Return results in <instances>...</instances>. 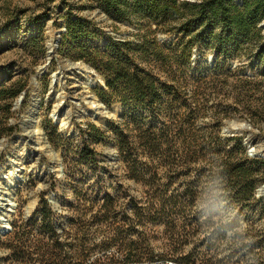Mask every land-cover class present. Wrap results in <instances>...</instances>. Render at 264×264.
I'll return each mask as SVG.
<instances>
[{
  "label": "rangeland",
  "instance_id": "rangeland-1",
  "mask_svg": "<svg viewBox=\"0 0 264 264\" xmlns=\"http://www.w3.org/2000/svg\"><path fill=\"white\" fill-rule=\"evenodd\" d=\"M79 16L87 21L88 38L74 39L62 49L59 41L55 55H49L48 27L61 36L65 24ZM138 25L109 15L98 0H0V88L26 82L18 105L19 95L12 100L0 94V177L22 152L15 142L16 135L25 138V125L21 127L19 121L37 96L38 124L59 160L58 170L52 169L42 153H32L20 164L10 228L0 233V264H23L31 252L32 257L37 255L36 247L48 243L49 235L40 228L36 213L25 226L18 252L9 247L15 244V238L9 236L12 224L33 217L41 197L47 198L56 212L64 264H185L179 257L186 254H192L189 264H264V193L257 191L264 188V164L259 167L250 204L242 206L220 194L223 184L217 176L218 161H214L221 146L218 136L226 148L236 141L229 138L240 137L250 157L264 160L248 153L256 142L264 143V63L253 57L250 49L217 56L210 45H190L187 37L180 38L176 31L152 23L144 36L147 27ZM258 26L264 37V18ZM111 38H146L150 53L157 52L158 57L151 55L158 58L156 63L153 60L150 65L161 79L177 88L179 97L169 104V113L157 117L156 124L175 122L174 129L180 127L174 150L190 152V159L172 163L160 156L150 158L137 140L140 148L133 165L119 158L111 134L86 140L88 124L105 127L108 121L120 119L124 110L103 74L85 58L77 57V49L85 44L104 51ZM154 38L159 44L152 47ZM63 59L92 67L101 79L95 77L88 91L84 90L83 84L74 80L78 73L65 67ZM46 65L48 71L43 69ZM53 72L61 75L55 86L62 88L61 107L71 111L69 133L50 116L57 102L50 92ZM36 84L38 91L33 90ZM98 91L104 94L100 96ZM89 92L106 108L118 107V112L106 115L104 123L96 122L88 112L81 113L79 102L84 103ZM23 117L29 119L27 114ZM237 120L250 127L237 134L224 132L228 123ZM9 125L12 132L7 130ZM84 144L96 152L95 164L81 159L79 151ZM179 153L173 154L176 159Z\"/></svg>",
  "mask_w": 264,
  "mask_h": 264
},
{
  "label": "trees",
  "instance_id": "trees-1",
  "mask_svg": "<svg viewBox=\"0 0 264 264\" xmlns=\"http://www.w3.org/2000/svg\"><path fill=\"white\" fill-rule=\"evenodd\" d=\"M104 11L109 15L130 22L139 23L138 27L145 28V34L151 30V24L156 28L171 30L179 33L186 42H199L210 45L216 55L224 56L239 50L250 49L251 55L264 63V37L259 22L264 18V0H200L189 3L185 0H98ZM86 19L81 16L69 20L61 34L60 48L66 47L74 39H87L90 29ZM148 29V30H147ZM152 47L158 45L153 39ZM147 39H110L104 51L87 45L77 49V57L85 58L105 79V84L121 104L124 112L120 119L108 121L105 127L88 124L84 134L86 140L103 138L112 135L119 158L133 165L137 161L138 148L136 142L147 150L148 157L160 156L162 160L174 163L185 162L192 157L191 153L182 149L179 153L174 150L180 127L175 130L174 123L160 122L157 117L164 116L171 109L168 107L173 99L177 100V88L161 79L150 64L156 63L152 56L158 57L155 52L150 53ZM253 48H250V46ZM152 55V56H151ZM26 82L15 87H2L0 94L14 100L20 92L25 90ZM99 95L104 94L98 91ZM12 103L10 102L11 107ZM169 115V114H168ZM130 123L134 127H130ZM176 126V125H175ZM9 125L7 130L13 131ZM235 143L226 148L224 140L218 149V177L223 184L220 194L236 200L242 206H248L253 198V191L259 180V167L264 160L259 157H250L240 137H231ZM207 152V150H206ZM174 153L181 154L178 159ZM81 159L95 164L98 162L96 152L88 144H84L79 151ZM134 177V174H131ZM175 198V197H174ZM108 199H110L108 197ZM107 199V200H108ZM176 199V198H175ZM176 203V201H174ZM106 207V202L103 206ZM110 209V206H109ZM38 214L40 228L48 233V243L37 248V255L23 264H64L65 257L61 255L62 246L59 244L55 210L45 197H41L33 217L20 224H12L9 236L15 238V244H10L12 252H18L24 242L26 227L35 214ZM24 224V225H22ZM24 226V227H23ZM43 246V247H42ZM192 254L180 256L181 263L189 264Z\"/></svg>",
  "mask_w": 264,
  "mask_h": 264
},
{
  "label": "bare ground",
  "instance_id": "bare-ground-1",
  "mask_svg": "<svg viewBox=\"0 0 264 264\" xmlns=\"http://www.w3.org/2000/svg\"><path fill=\"white\" fill-rule=\"evenodd\" d=\"M48 38H47V53L49 55H55L56 52V46H57V34L53 33L50 27H48L47 30ZM48 55V56H49ZM65 67L74 69L78 74L74 75V80L78 83L83 84L84 90L88 91V88L91 87L94 83V78L97 77L98 79H101L95 70L86 65H75L73 63H69L67 61L64 62ZM41 69V68H40ZM45 71H48V66H44L43 68ZM58 72V71H56ZM63 73V72H62ZM39 75V72H37V76ZM53 75L55 76V73L53 72ZM60 73L55 76V81L50 86V92L52 91V97L57 98V102L54 105V109L50 113L51 118L53 119V122L58 124V126L61 128V130L64 133H69L70 131V123H69V117L71 114V111L63 110L61 107L62 102V95H61V89H57L55 86L61 82ZM34 83V82H33ZM34 91H38L37 84L33 86ZM37 101V100H36ZM80 107H83L81 110V113L88 112L91 117L96 122H105L104 117L106 115H114L118 112V107L114 106L111 109L106 108L100 100L91 92L87 94V97L84 100V103H80ZM35 103H32V106L34 107ZM33 110V108H32ZM29 115V119L23 118L22 124L25 125L23 129L25 130V138L21 135H16L15 142L18 146V148L22 149V152L17 155L15 160L11 162L9 165H7V172L2 174L0 177L2 180L0 181V231L9 224V214L13 211L14 207V201H13V190L14 186L16 185V182L21 178L19 171L21 170L22 166L20 165L24 160H28V158L31 156L32 153H35L36 155L44 154L48 160L51 163L53 170L59 169V160L57 158V153L51 148V146L47 143L46 138L43 135L42 129L40 128L38 124V118H35L33 115V112L27 113V116ZM236 126V128L230 126V125ZM242 120H237L234 122L228 123L225 127L228 130L234 131L236 134L241 133L244 131V129H248L250 127V124ZM27 126V128H26ZM250 136V133L248 132V137ZM247 137L248 140H250ZM30 138V140H28ZM26 144H31L32 148L27 147ZM251 146V145H250ZM254 153L260 154V157L264 158V143H255L253 146H251ZM259 192L264 193V188H261Z\"/></svg>",
  "mask_w": 264,
  "mask_h": 264
},
{
  "label": "water",
  "instance_id": "water-1",
  "mask_svg": "<svg viewBox=\"0 0 264 264\" xmlns=\"http://www.w3.org/2000/svg\"><path fill=\"white\" fill-rule=\"evenodd\" d=\"M65 30V29H64ZM60 38H61V36L60 35H58V37H57V44L59 43V41H60ZM57 47V46H56ZM64 61H67V62H69V63H73V64H75V65H78V62H73V61H71V60H69V59H63ZM50 62V58H47V60H46V64H48ZM59 70H60V68H58V72H59ZM55 76L52 74V78H51V85H52V83L55 81ZM25 91L26 90H23L20 94H19V96L17 97V100H16V103H15V105L17 104V103H20L21 102V100H22V98L24 97V95H25ZM33 98L31 99V104L29 105V107L26 109V111H25V114L24 115H26L28 112H30V109H31V112H33V115H34V117L35 118H38L37 117V115H36V113H37V110H38V100H39V98H38V96H37V101L35 102V105H34V107L32 106V103H33ZM18 105V104H17ZM32 108H33V110H32ZM24 115H22V117H21V119H20V121H19V123L21 124V127H22V120H23V116ZM224 132H229V130L225 127L224 129ZM17 133H15V135H16ZM44 137H45V135H44ZM247 139V138H246ZM250 154H253V155H257V156H261L260 154H256V153H254V151H251L250 152ZM261 186H264V185H261ZM259 190H260V187L257 189V191H258V193H259ZM9 225V224H8ZM5 226L1 231H0V233H5V232H8V229L10 228L9 226Z\"/></svg>",
  "mask_w": 264,
  "mask_h": 264
},
{
  "label": "built area",
  "instance_id": "built-area-1",
  "mask_svg": "<svg viewBox=\"0 0 264 264\" xmlns=\"http://www.w3.org/2000/svg\"><path fill=\"white\" fill-rule=\"evenodd\" d=\"M248 153L250 154V152L248 151ZM167 264H175V263H173V262H170V263H167Z\"/></svg>",
  "mask_w": 264,
  "mask_h": 264
}]
</instances>
